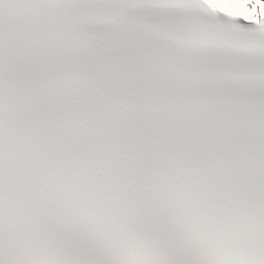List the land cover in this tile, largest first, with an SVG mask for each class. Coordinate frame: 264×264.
<instances>
[{
  "label": "snow or ice",
  "instance_id": "1",
  "mask_svg": "<svg viewBox=\"0 0 264 264\" xmlns=\"http://www.w3.org/2000/svg\"><path fill=\"white\" fill-rule=\"evenodd\" d=\"M0 264H264V0H0Z\"/></svg>",
  "mask_w": 264,
  "mask_h": 264
}]
</instances>
